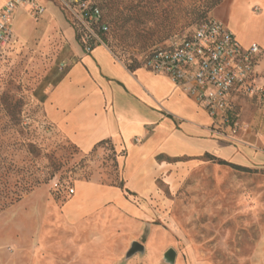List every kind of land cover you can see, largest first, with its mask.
Segmentation results:
<instances>
[{"label": "rangeland", "instance_id": "rangeland-1", "mask_svg": "<svg viewBox=\"0 0 264 264\" xmlns=\"http://www.w3.org/2000/svg\"><path fill=\"white\" fill-rule=\"evenodd\" d=\"M101 1L94 0L110 27L109 46L137 65L208 19L223 20L232 2L205 15L193 10L196 0L152 2L154 18L130 9L138 0H114L112 10ZM47 2L42 16L15 15L17 43L0 57V264H158L168 249L175 264H253L264 237V168L241 172L183 158L154 166L150 188L135 193L124 151L105 144L83 152L50 122L49 92L79 49L69 13L59 0ZM118 12L127 33L110 22ZM138 17L146 23L134 29ZM239 103L242 121L262 130L264 100ZM133 241L145 251L126 259Z\"/></svg>", "mask_w": 264, "mask_h": 264}, {"label": "crops", "instance_id": "crops-1", "mask_svg": "<svg viewBox=\"0 0 264 264\" xmlns=\"http://www.w3.org/2000/svg\"><path fill=\"white\" fill-rule=\"evenodd\" d=\"M39 2L46 13L47 0ZM20 11L29 14L25 8L15 15ZM219 21L242 46L257 43L264 48V0H232L227 14ZM70 27L69 36L79 49L78 59L50 90L46 115L83 152L105 140L114 150L124 151L125 175L128 182L134 183L130 190L142 193L150 188L156 173L152 172L154 166L173 163L166 159H200L208 153L248 169L264 168V128L257 130L253 123L242 121L239 102L241 142L232 145L210 134L211 120L204 110L168 76L155 74L140 64L129 70L104 46L87 53ZM258 70L264 74V55L259 59ZM251 261L264 264V237L261 252L254 253ZM158 264H163L162 258Z\"/></svg>", "mask_w": 264, "mask_h": 264}, {"label": "built area", "instance_id": "built-area-1", "mask_svg": "<svg viewBox=\"0 0 264 264\" xmlns=\"http://www.w3.org/2000/svg\"><path fill=\"white\" fill-rule=\"evenodd\" d=\"M71 16V23L83 36V50L109 46V26L102 20L100 9L91 0H59ZM28 9L32 17L45 13L39 0H3L0 6V57L17 43L12 29L15 14ZM264 48L257 43L242 46L235 35L218 19L210 18L186 39L154 49L140 66L155 74L168 76L174 85L199 105L211 120L213 137L232 145L240 143L239 100H264V74L258 70ZM70 193L74 191L70 189Z\"/></svg>", "mask_w": 264, "mask_h": 264}, {"label": "trees", "instance_id": "trees-1", "mask_svg": "<svg viewBox=\"0 0 264 264\" xmlns=\"http://www.w3.org/2000/svg\"><path fill=\"white\" fill-rule=\"evenodd\" d=\"M165 1V0H138V2L135 4V6H132V8L130 9H133V8H138L139 10H137L139 13L145 15L146 17H149L150 15H152V17H156L157 18V15L155 16V13L153 11H151V3L154 2L156 4H158L159 7H161V3ZM184 1V0H183ZM221 0H216V1H211V0H203L201 1H198L196 0L195 1V7H194V11H197L198 13L202 14V15H205L212 7H214L215 5H217ZM180 2H182V0H170V3L173 4L172 6H175V7H179ZM196 2H199L196 4ZM91 3L94 4L95 6H97L99 9L100 7L94 2V0H91ZM116 2L114 0H103L101 1V8L102 9H105V10H112V8L115 6ZM136 10V9H135ZM101 11V9H100ZM102 13V11H101ZM119 13V12H118ZM102 20L103 22L107 25L108 23L105 21L104 19V15L102 13ZM155 19H153L154 21ZM110 22H113L118 29L120 30H123L125 29L126 25L129 23L128 19H125L124 17H122L119 14H117L116 16H114L113 18H111V21ZM146 21L143 20V19H140L139 17L138 18H134L131 22V24H133V28H137L138 26L140 25H143L145 24ZM72 27L75 31V37H76V40L77 42L81 45V47H83V36L79 33V30L77 29V27L75 25L72 24ZM110 29V27H109ZM124 33H127L126 30H123ZM137 35V34H135ZM133 65H137L134 61H132V63L130 65H128V69L129 70H132V67ZM105 144H110L109 141H101L99 142L98 144L95 145V147H102L103 145ZM112 146V145H111ZM115 152V151H114ZM206 159L207 161H216L217 164L219 165H224V166H228L230 167L231 169L233 170H236V171H241V172H251V169H248V168H245V167H241V166H238V165H234L232 163H228L224 160H221V159H218V158H215V157H212L211 155H209L208 153H205L201 159ZM158 159H162V157H158ZM167 161L169 162H178V161H181V158H176V159H166ZM33 185L30 184L29 185V188L32 187ZM118 188L120 190H123L124 192L130 194V195H134V193L130 192L128 189H125L123 185H119ZM27 191L29 190L28 188L26 189Z\"/></svg>", "mask_w": 264, "mask_h": 264}, {"label": "water", "instance_id": "water-1", "mask_svg": "<svg viewBox=\"0 0 264 264\" xmlns=\"http://www.w3.org/2000/svg\"><path fill=\"white\" fill-rule=\"evenodd\" d=\"M145 251L144 245L137 241H133L130 244V248L125 254V258L129 259L136 254H143ZM177 254L173 249L166 250L162 255V263L163 264H175Z\"/></svg>", "mask_w": 264, "mask_h": 264}]
</instances>
